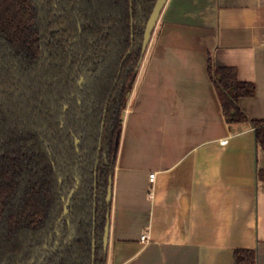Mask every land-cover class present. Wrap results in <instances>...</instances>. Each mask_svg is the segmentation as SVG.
Here are the masks:
<instances>
[{"label":"trees","instance_id":"1","mask_svg":"<svg viewBox=\"0 0 264 264\" xmlns=\"http://www.w3.org/2000/svg\"><path fill=\"white\" fill-rule=\"evenodd\" d=\"M155 1L0 0V264H106L108 181ZM207 66L225 122L249 123L264 154V120L238 104L255 86Z\"/></svg>","mask_w":264,"mask_h":264},{"label":"crops","instance_id":"2","mask_svg":"<svg viewBox=\"0 0 264 264\" xmlns=\"http://www.w3.org/2000/svg\"><path fill=\"white\" fill-rule=\"evenodd\" d=\"M151 41L123 114L106 264H235V250L264 264V154L249 123L225 122L207 66L252 83L238 104L264 120V0H168Z\"/></svg>","mask_w":264,"mask_h":264},{"label":"water","instance_id":"3","mask_svg":"<svg viewBox=\"0 0 264 264\" xmlns=\"http://www.w3.org/2000/svg\"><path fill=\"white\" fill-rule=\"evenodd\" d=\"M167 1L168 0H156L155 1V4H154L153 9L151 11V14H150V16H149V18L145 24L144 30H143L142 42H141V57H140V60L137 64L136 71H138L139 68L141 67V64L144 60L147 49H148L149 44L151 42L154 30L156 28L157 22L159 20V17L161 15ZM82 82H83V79H80L79 84L81 85ZM66 109H67V107L64 108V110H66ZM102 126H103V123H102ZM78 143H79V140L76 139L75 144L77 145ZM78 187H79V182L77 183L75 189L72 190L69 193V195L67 196L65 203H64L63 214L61 217L65 216L67 214L71 198L76 194ZM94 193H96V191H94ZM111 197H112V178H109L108 187H107V194H106V198H105L106 203L110 204ZM94 199H96V196H94ZM106 218H107V222L105 224L104 233H103V249L105 252H107L108 240H109V214H107ZM94 247H95V243L93 241V243H92L93 252H94ZM92 259H94V255L92 256Z\"/></svg>","mask_w":264,"mask_h":264},{"label":"built area","instance_id":"4","mask_svg":"<svg viewBox=\"0 0 264 264\" xmlns=\"http://www.w3.org/2000/svg\"><path fill=\"white\" fill-rule=\"evenodd\" d=\"M226 142H227V141L224 140V141L221 142V143L225 144ZM155 177H156V175H155L154 172H152V173L149 174V181H150V183H153V182L155 181ZM141 240L146 241V240H147L146 236H142V237H141Z\"/></svg>","mask_w":264,"mask_h":264},{"label":"rangeland","instance_id":"5","mask_svg":"<svg viewBox=\"0 0 264 264\" xmlns=\"http://www.w3.org/2000/svg\"><path fill=\"white\" fill-rule=\"evenodd\" d=\"M151 44H152V41H151V43H150V45H149V47H148V49H147V52H146V55H145V58H144V60H143V65H142V68L144 67V65L146 64V62H147V59H148V55H149V52H150V48H151ZM82 79V78H81ZM83 83V82H82ZM82 85V84H81Z\"/></svg>","mask_w":264,"mask_h":264},{"label":"flooded vegetation","instance_id":"6","mask_svg":"<svg viewBox=\"0 0 264 264\" xmlns=\"http://www.w3.org/2000/svg\"><path fill=\"white\" fill-rule=\"evenodd\" d=\"M80 85V84H79ZM104 120H105V116H103V120H102V123H103V126H102V123H101V133L103 131V127H104ZM80 142V141H79ZM79 144V143H78ZM77 144V145H78ZM76 145V144H75ZM76 145V146H77ZM100 145H101V139L99 140V146H98V150H100ZM96 167H97V164H95V170H96Z\"/></svg>","mask_w":264,"mask_h":264}]
</instances>
